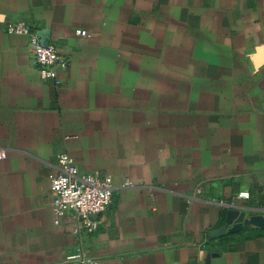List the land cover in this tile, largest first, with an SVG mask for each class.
I'll return each mask as SVG.
<instances>
[{
    "label": "crops",
    "instance_id": "0c3cea01",
    "mask_svg": "<svg viewBox=\"0 0 264 264\" xmlns=\"http://www.w3.org/2000/svg\"><path fill=\"white\" fill-rule=\"evenodd\" d=\"M18 20L68 59L59 83ZM0 150V264H264V227L211 236L264 218V0H0ZM63 152L113 180L92 232L55 222Z\"/></svg>",
    "mask_w": 264,
    "mask_h": 264
},
{
    "label": "built area",
    "instance_id": "2783aa9c",
    "mask_svg": "<svg viewBox=\"0 0 264 264\" xmlns=\"http://www.w3.org/2000/svg\"><path fill=\"white\" fill-rule=\"evenodd\" d=\"M7 31L28 36L29 51L38 67L41 79L60 82L58 71L67 67L68 59L54 44L42 42L37 32L21 20L11 22ZM76 33L86 35L87 31L77 30ZM4 156L5 151L0 150V158ZM49 185L55 222H58L67 211H71L79 219V226L75 228L77 232L81 229L92 232L97 228V222L91 217L107 209L114 188L113 180L109 175L79 172L74 160L64 152L57 155L55 168L49 175ZM201 191V186H198L197 192ZM248 195V192L242 191L238 193L237 198L245 199ZM228 205L233 207L235 202L232 201ZM67 259L84 264H96L94 259L85 257L79 251L69 255Z\"/></svg>",
    "mask_w": 264,
    "mask_h": 264
},
{
    "label": "water",
    "instance_id": "95a60500",
    "mask_svg": "<svg viewBox=\"0 0 264 264\" xmlns=\"http://www.w3.org/2000/svg\"><path fill=\"white\" fill-rule=\"evenodd\" d=\"M245 211L239 212L235 209H229L226 214V221L225 223L220 226L219 228L212 231L211 236L212 237H220L222 236L225 231L227 230L228 226H231V231H237L239 229H242L244 226L248 225H255L259 227H264V218L261 217H253V219H249L246 216ZM212 255L209 254L206 260V264H209V258Z\"/></svg>",
    "mask_w": 264,
    "mask_h": 264
}]
</instances>
